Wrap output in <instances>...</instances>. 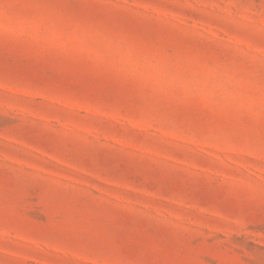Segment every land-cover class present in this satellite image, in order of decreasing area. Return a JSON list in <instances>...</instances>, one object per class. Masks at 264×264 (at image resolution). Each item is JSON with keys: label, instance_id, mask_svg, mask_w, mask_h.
Masks as SVG:
<instances>
[{"label": "rangeland", "instance_id": "rangeland-1", "mask_svg": "<svg viewBox=\"0 0 264 264\" xmlns=\"http://www.w3.org/2000/svg\"><path fill=\"white\" fill-rule=\"evenodd\" d=\"M0 264H264V0H0Z\"/></svg>", "mask_w": 264, "mask_h": 264}]
</instances>
